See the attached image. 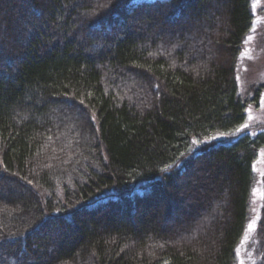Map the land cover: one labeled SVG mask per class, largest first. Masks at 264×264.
Returning a JSON list of instances; mask_svg holds the SVG:
<instances>
[{"label":"trees","instance_id":"16d2710c","mask_svg":"<svg viewBox=\"0 0 264 264\" xmlns=\"http://www.w3.org/2000/svg\"><path fill=\"white\" fill-rule=\"evenodd\" d=\"M252 23L251 0H0V264H236Z\"/></svg>","mask_w":264,"mask_h":264},{"label":"rangeland","instance_id":"374dc122","mask_svg":"<svg viewBox=\"0 0 264 264\" xmlns=\"http://www.w3.org/2000/svg\"><path fill=\"white\" fill-rule=\"evenodd\" d=\"M251 11L253 23L239 54L236 80L238 93L248 101L244 128L255 138L257 129H264V0H251ZM253 170L249 219L236 264H264V147Z\"/></svg>","mask_w":264,"mask_h":264},{"label":"snow or ice","instance_id":"6c2138e0","mask_svg":"<svg viewBox=\"0 0 264 264\" xmlns=\"http://www.w3.org/2000/svg\"><path fill=\"white\" fill-rule=\"evenodd\" d=\"M237 131H239V129H238ZM250 227H251V226H250Z\"/></svg>","mask_w":264,"mask_h":264}]
</instances>
